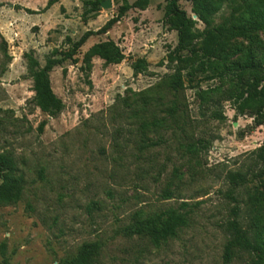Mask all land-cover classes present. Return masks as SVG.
Segmentation results:
<instances>
[{"label": "rangeland", "instance_id": "obj_1", "mask_svg": "<svg viewBox=\"0 0 264 264\" xmlns=\"http://www.w3.org/2000/svg\"><path fill=\"white\" fill-rule=\"evenodd\" d=\"M90 1L60 0L42 11L47 0H0V151L13 156L24 177L21 198L0 205V264H67L91 241L101 243L91 264H245L246 255L223 260L224 222L237 203L227 195V176L252 174L261 166L255 151L264 144V122L255 125L249 114L236 113L224 94L202 101L200 91L227 85L208 79L209 72L190 76L198 56L183 51L186 61L168 62L177 44L171 16L165 15L168 0H149L148 10L128 9L106 33L91 35L72 58L53 67L51 87L63 103L56 116L36 105L24 53L43 66L53 49L60 57L70 46L68 38L76 41L87 29H99L123 4L111 0L104 8L100 0L97 13L83 17ZM177 4L202 30L191 3ZM230 13L225 2L215 21ZM107 39L125 58L105 64L94 56L88 68L84 53ZM238 43L247 40L233 41ZM140 57L148 67L134 75L131 63ZM176 68L183 80L177 93L183 135L203 141L194 154L182 147L187 140L178 130L158 126L140 132L142 120L167 116L162 109L174 95L163 80ZM140 93L149 104L136 116ZM214 111L221 117H213ZM142 138L156 144L140 150ZM164 189L172 191L170 198H163ZM245 192L239 187L238 198ZM181 201L199 204L176 236L155 244L125 235L135 212L146 217Z\"/></svg>", "mask_w": 264, "mask_h": 264}, {"label": "trees", "instance_id": "obj_2", "mask_svg": "<svg viewBox=\"0 0 264 264\" xmlns=\"http://www.w3.org/2000/svg\"><path fill=\"white\" fill-rule=\"evenodd\" d=\"M60 0H47L43 10L48 9ZM116 16H113L97 30L85 31L78 40L72 41L69 48L60 53L53 49L46 56L43 66L31 52L24 53L27 59L28 72L33 81L34 101L36 105L50 116H56L62 109V100L54 93L51 87L50 72L53 67L60 64L66 58H72L93 34L106 33L130 8L145 9L149 0H135L128 3L122 0ZM191 3V10L204 24L202 30L195 27V20L188 17L186 12L179 8L177 0H168L165 15L171 16L173 29L177 32V44L169 52L168 62L176 60L186 61L182 56L183 51H190L198 60L190 63V76L198 72H209L208 79L218 78L221 86L199 92L202 101H209L213 94H224L227 100L238 114H249L255 125L264 122V0H187ZM225 2H229L231 13L221 22H216V16ZM90 8L83 12V17L89 12L94 15L99 10L100 0L88 2ZM28 10V9H27ZM34 12V11H31ZM39 12V11H38ZM41 12V11H40ZM96 12V13H95ZM245 38L247 45L233 44L237 38ZM198 44L195 46V44ZM98 56L105 64L120 63L125 55L121 47L113 40L107 39L94 43L83 55V62L91 68V60ZM148 63L145 58H137L131 63L133 74L137 75L145 71ZM163 84L174 95L169 104H163L162 111L166 117H154L151 121L142 120L140 132L150 127L164 126L174 130L187 141L182 147L189 153H196L202 147L201 140H193L186 137L184 122L180 120L181 108L177 93L183 87V80L179 69L165 76ZM142 106L134 112L138 116L141 110L148 109L147 96L139 94ZM218 111H214L213 117L220 118ZM45 121L39 125L41 130ZM139 149L143 150L151 146L153 142L140 141ZM256 158L260 167L252 174L241 171H233L228 174L229 188L227 195L233 202H237L231 208L232 218L224 222V228L228 233V239L224 244L223 260L229 263L234 258L245 257V264H264V144L256 151ZM177 172V170H176ZM0 205L16 203L22 196L24 189V177L18 171L13 156L0 151ZM180 174L177 179L180 180ZM239 187L246 188L245 197L239 199L236 193ZM172 196V191L164 189L163 198ZM199 202L190 203L181 201L177 206H170L158 213L143 217L138 211L132 216V222L125 227V235L128 237L139 236L149 239L152 243H159L170 237H174L186 227L191 215ZM243 218L242 220L240 219ZM245 221V223L243 222ZM101 243L99 241L85 242L79 248L77 254L66 260L67 264H91L94 257L99 253Z\"/></svg>", "mask_w": 264, "mask_h": 264}, {"label": "water", "instance_id": "obj_3", "mask_svg": "<svg viewBox=\"0 0 264 264\" xmlns=\"http://www.w3.org/2000/svg\"><path fill=\"white\" fill-rule=\"evenodd\" d=\"M101 6L104 7V8H109V7L112 6V2H111V0H103L101 2Z\"/></svg>", "mask_w": 264, "mask_h": 264}, {"label": "crops", "instance_id": "obj_4", "mask_svg": "<svg viewBox=\"0 0 264 264\" xmlns=\"http://www.w3.org/2000/svg\"><path fill=\"white\" fill-rule=\"evenodd\" d=\"M57 3H58V2H57ZM57 3L53 4L51 7L55 6ZM51 7H50V8H51ZM145 9L148 10L149 8H145ZM145 9H144V10H145ZM87 30H90V29H87Z\"/></svg>", "mask_w": 264, "mask_h": 264}]
</instances>
